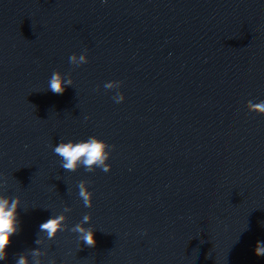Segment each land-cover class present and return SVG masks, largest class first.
I'll return each mask as SVG.
<instances>
[{
	"label": "water",
	"instance_id": "95a60500",
	"mask_svg": "<svg viewBox=\"0 0 264 264\" xmlns=\"http://www.w3.org/2000/svg\"><path fill=\"white\" fill-rule=\"evenodd\" d=\"M249 100L264 101V0H0V198L19 201L0 264H264ZM91 136L111 169L65 170L54 148Z\"/></svg>",
	"mask_w": 264,
	"mask_h": 264
},
{
	"label": "clouds",
	"instance_id": "9594fccd",
	"mask_svg": "<svg viewBox=\"0 0 264 264\" xmlns=\"http://www.w3.org/2000/svg\"><path fill=\"white\" fill-rule=\"evenodd\" d=\"M72 62L76 61V57L72 56ZM80 61L84 62L85 57L81 56ZM71 81H65L61 79L58 72L52 74L49 81V89L53 93L62 94L64 92V85L70 84ZM122 82L117 81L116 87L119 88ZM106 88H112V84L105 85ZM116 103L123 102L125 97L123 93L117 92L113 97ZM248 108L250 112L258 114H264V101L259 103H253L251 100L248 102ZM113 146L108 145L105 141L99 139L96 136H91L87 140L79 142H61L55 148L54 152L62 158L61 166L68 171H75L78 165H83L85 170L91 172L93 166L102 167L103 171L107 172L111 169V165L105 163L110 153L106 152V148ZM79 196L82 198L83 203L86 207H92V200L89 193L85 188V182H80L78 185ZM18 199H13L11 203L7 198H0V259H6L7 253L6 248L11 243V237L18 230L17 228V208ZM63 216H55L49 218L46 222L42 223L39 227L41 231L47 232L48 237L53 238L57 231L61 228L62 222L64 221ZM84 222L89 220V216L83 217ZM73 231L80 234V238L88 247H95V232L90 229H84L80 224L75 225ZM39 243V241H37ZM255 255L264 256V242L258 241L254 249ZM33 255H38V252L33 251ZM17 264H27V258L20 256Z\"/></svg>",
	"mask_w": 264,
	"mask_h": 264
}]
</instances>
